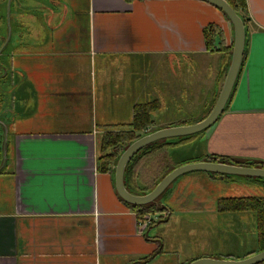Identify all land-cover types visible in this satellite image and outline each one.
Instances as JSON below:
<instances>
[{"label":"crops","instance_id":"crops-1","mask_svg":"<svg viewBox=\"0 0 264 264\" xmlns=\"http://www.w3.org/2000/svg\"><path fill=\"white\" fill-rule=\"evenodd\" d=\"M83 1L79 21L64 8L51 13L56 23L47 32L33 20L31 34L0 36V264L154 260L160 245L139 234L141 220L117 198L112 174L96 170L100 139L128 130L137 104L157 101L151 118L159 112L171 92V75L174 96H192L201 108L197 123L225 78L233 28L211 4ZM2 2L6 9L7 0ZM245 4V55L227 108L197 138L204 150L181 157L177 146L168 153V168L205 155L264 164V0ZM40 9L34 4L35 14ZM211 26L219 34L209 48L204 30ZM200 180L194 174L181 178L168 200L180 214L218 216L220 198ZM225 180L230 187L217 185L230 195L225 198L245 193L241 180ZM180 201L190 203L182 208Z\"/></svg>","mask_w":264,"mask_h":264},{"label":"rangeland","instance_id":"rangeland-1","mask_svg":"<svg viewBox=\"0 0 264 264\" xmlns=\"http://www.w3.org/2000/svg\"><path fill=\"white\" fill-rule=\"evenodd\" d=\"M17 4L23 7V10L18 13V22L16 20V13L11 8L9 18L7 17V8L0 0V36L9 34L15 37L16 34H31L34 32L33 20L43 25V32H47L45 28L54 27L55 21H52L53 15L63 12L64 8H68V13L71 17H75L76 21L80 20L81 16H85L84 9L85 3L83 0H16ZM52 2H59L56 6L50 5ZM77 2V3H76ZM33 4L36 7L42 4L45 9L41 13L33 14ZM14 7V6H13ZM27 8L25 11L24 9ZM45 12V13H42ZM36 15V16H35ZM36 17V18H35ZM55 20L57 16H54ZM2 21V22H1ZM9 21V23H8ZM83 27L82 22L76 26ZM15 42L11 41L10 46L5 50V54L11 50ZM156 78V76H155ZM171 75V92L169 96L165 97V106L153 114L152 118L155 120V129L165 128L166 126H180L188 125L195 122L201 108L194 103L192 96L187 99H178L174 96V82ZM213 128V127H212ZM210 128L207 132H209ZM154 129V128H153ZM151 131V130H150ZM206 132V133H207ZM204 143H197V138H194L186 145L178 147L176 150L181 157H197L204 149ZM189 159V158H188ZM197 161L206 160L204 156L195 158ZM234 161H236L234 159ZM232 162V161H228ZM194 176L201 177V187L208 192L215 195V198L230 197L217 190V185L224 188L230 187L220 176L211 174L208 175L202 172L190 173ZM187 174V175H190ZM198 174V175H196ZM184 175L174 181L173 187L176 186L178 180ZM172 187V188H173ZM171 188V189H172ZM220 189V187H218ZM165 200L163 199L162 205ZM160 204V202H159ZM168 206V205H167ZM176 210L174 207H171ZM236 213L220 212L218 216L207 215L201 213H184L180 214L174 211L169 216L161 215V211L155 214H150V219L154 222L148 226L147 230H141L139 234L149 237L151 241H155V245L159 244L160 247L155 249L153 254L156 255L154 260L146 264H182L183 262L190 263L189 259L195 257H229L230 260L241 261L247 259L248 256L257 250L256 247V225L255 217L252 212L242 213L244 215L233 216ZM158 222L157 219L161 217ZM152 257V256H151ZM122 260H100V264H119ZM108 262V263H107Z\"/></svg>","mask_w":264,"mask_h":264},{"label":"trees","instance_id":"trees-1","mask_svg":"<svg viewBox=\"0 0 264 264\" xmlns=\"http://www.w3.org/2000/svg\"><path fill=\"white\" fill-rule=\"evenodd\" d=\"M129 1V0H126ZM230 6L243 18L245 22L246 4L245 0H226ZM218 30L215 26H211L204 30V38L206 47L210 48L215 36H218ZM225 76V74H224ZM222 77V79L224 78ZM219 94V93H218ZM218 94L215 96L208 112L199 120H203L214 107ZM160 104L157 101L148 102L144 104H137L133 110L132 122L128 125V130H121L115 132H107L100 139V155L96 162V170L100 173H107L114 159L132 142L141 137L142 134L147 133L153 129L154 121L151 118V114L157 111ZM198 121V122H199ZM202 134V133H201ZM201 134L195 136L160 141L152 144L135 156L127 165L125 171V187L128 192L136 195H145L151 192L156 185L172 170L181 166L182 164H176L169 166L167 160L169 159L168 153L173 148L189 143L194 138H198ZM206 160L228 163L232 161L236 165L242 166H259L264 167L262 162H250L241 160H231L221 156L205 155ZM190 162H197L191 160ZM160 168L166 169L162 174L156 176V173L160 171ZM240 191L245 192L237 197L221 198L217 202L218 210L222 212L240 213V212H252L255 217L256 225V247L257 250L251 254L264 251V181L262 179L243 178L241 179ZM158 199L156 203L149 204L144 207H128L137 211L139 216L143 217L150 212L157 210V204L169 205L171 202L168 200L169 189ZM168 207V206H167ZM250 254V255H251ZM225 258V257H222Z\"/></svg>","mask_w":264,"mask_h":264},{"label":"water","instance_id":"water-1","mask_svg":"<svg viewBox=\"0 0 264 264\" xmlns=\"http://www.w3.org/2000/svg\"><path fill=\"white\" fill-rule=\"evenodd\" d=\"M201 1L207 2L217 8L229 21L233 28L231 57L223 84L219 91L214 107L203 120L188 125H181L176 127L166 126L165 128L151 129V131L149 130L147 133L142 134L139 139L129 144L114 159L108 172L112 174L113 187L117 198L126 206L129 205L131 207H144L149 204L156 203L158 199L163 195V193H165L167 189L172 186L174 181L190 173L202 172L208 175L214 174L220 176L222 179L241 180L243 178H253L262 179L264 181V167L242 166L236 165L233 162L221 163L210 160H203L199 162L187 163L175 168L168 175H166L151 192L145 195L131 194L125 187L126 167L135 156H137L142 151H144V149L156 142L187 138L201 133V135L205 134L217 123L218 119L224 113L231 99L245 55V22L243 18L238 15V13L230 6V4L226 0ZM54 4L55 2H52L50 5L52 6ZM39 5L41 6L40 10L44 11L45 9L42 7V4ZM18 6L21 7L19 4H17L16 0H7L6 11L8 18L11 13V8L14 9L16 16L18 15ZM24 10L26 11L27 8H25ZM31 12L35 14L34 4L33 10H31ZM38 13H36V15ZM10 34L11 32H9L8 35L10 36ZM2 49L3 48H0V54ZM187 264H264V251L251 254L247 259L241 261L223 258L214 259L210 257H202Z\"/></svg>","mask_w":264,"mask_h":264},{"label":"flooded vegetation","instance_id":"flooded-vegetation-1","mask_svg":"<svg viewBox=\"0 0 264 264\" xmlns=\"http://www.w3.org/2000/svg\"><path fill=\"white\" fill-rule=\"evenodd\" d=\"M221 199V198H220ZM219 201V200H218ZM217 201V202H218ZM175 203L176 202H173V205H175ZM186 203L187 204H189L190 202H187V201H180L179 202V204L180 205H182L181 207L182 208H187L188 206H185L186 205ZM172 205V203H170L169 205H168V207L167 206H163V205H160V204H157V207H162L163 209H161V208H157V210H154V211H152V212H150L149 214H146L145 216H139V214H138V212L136 211V216H137V218H140V220L142 221L143 220V218H145V217H147L148 218V221H147V223H146V226H145V228H142L143 230H145V229H147L148 228V226L149 225H151L153 222H154V220H152V219H150V214H155L156 212H159V211H161V215H164V216H169V215H171L175 210H173L171 207H174ZM218 206V205H217ZM218 209V208H217ZM219 212H222V211H220V210H218ZM224 213H229V212H224ZM246 213V212H245ZM160 215V216H161ZM161 218H162V216L161 217H159V219H157V221L159 222L160 220H161ZM225 257V256H224ZM213 258V257H212ZM219 258H222V257H219ZM196 259H199V258H197V257H195V258H193L192 259V261H194V260H196ZM223 259H230L229 257H225V258H223Z\"/></svg>","mask_w":264,"mask_h":264},{"label":"built area","instance_id":"built-area-1","mask_svg":"<svg viewBox=\"0 0 264 264\" xmlns=\"http://www.w3.org/2000/svg\"><path fill=\"white\" fill-rule=\"evenodd\" d=\"M147 221H148L147 217L143 218V220L139 222L140 228H145Z\"/></svg>","mask_w":264,"mask_h":264}]
</instances>
